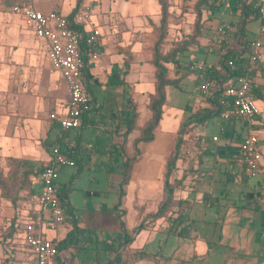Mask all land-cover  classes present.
<instances>
[{
    "label": "crops",
    "instance_id": "0c3cea01",
    "mask_svg": "<svg viewBox=\"0 0 264 264\" xmlns=\"http://www.w3.org/2000/svg\"><path fill=\"white\" fill-rule=\"evenodd\" d=\"M90 1L35 0L36 8L42 12L56 11L66 15L73 14L83 6H90L91 25L101 32L100 41L91 49L98 57L90 58L88 64L87 81L92 105L82 126L70 130H63L50 117L53 112H62L69 93L60 71L48 56L45 41L35 34L23 16L11 11L10 1L6 9H0V156L26 158L34 165H45L51 158L52 147L59 143L75 151L77 165L82 167L84 162L95 165L93 155L99 154L101 164L109 166V174H112L110 172L113 166L122 174L124 162L138 156L128 183L122 187L120 185L121 202H117V208L116 204L110 209V214L106 210H98V207L85 208L81 213L69 199L70 184H58L65 195L68 217L56 230H50L47 234L61 241L77 225L80 235L73 247L60 250L52 264H103V257L99 252L104 245L107 247V244L112 243V238L115 240L116 235L123 230V224L133 236L130 248L144 253L133 264H157V260L161 264H213L212 247L221 244L225 224L223 221L219 229L215 228L218 224L217 217L209 210L220 205L221 200L205 191L217 189L220 183L244 180L247 182L245 196L248 203L241 206L244 208V215L235 217L232 222L233 230L242 239L229 238L224 245L227 246V252L217 258L221 264H264V189L259 178H250L247 175L240 152V143L250 132H256L260 141L264 140V57L247 70L252 86L257 87L263 94L262 98L257 97L261 114L256 125H250L243 120L231 116L226 118L223 113H218L217 102H221L222 97L218 85L225 79L222 75L223 63L220 54L208 49L212 40L222 32L230 35L234 41L240 25L242 30L237 38L241 35L249 41L259 38L262 20L256 7L260 0L221 2L222 9L210 39L192 52L187 61L181 62L183 71H191L186 79L192 78L195 84L190 98L193 107L188 117L185 116L186 111L183 108L172 106L171 110L166 109L167 93L163 117L154 130V139L138 144L135 140L140 135L139 130L134 129L128 134L125 131L131 108H137V123L140 126L152 116L148 103L149 95L155 90L156 77L148 30L151 31L152 24L160 23L161 5L157 0L159 6L154 3V9H146L140 6L144 0H110L107 8L104 0ZM256 20L260 24L256 29L257 36H250L249 33L254 32ZM195 63H204L215 68L214 86L208 93L199 90L201 74L190 69V65ZM174 78L178 83L168 85L166 90L169 86L182 88L180 83L185 80L183 73L180 72ZM114 86L118 87L117 93L110 92L111 89L105 91ZM94 87L99 91V99ZM113 103L118 104L117 112L112 108ZM91 114L103 122L95 124L91 121L95 129L85 130L90 124ZM216 117L222 119L220 132L206 134L203 127L213 122ZM185 121L189 122L188 128L192 127V134H203L209 137V142L206 149L200 146L199 149L192 150V158L176 161L169 178L171 184L176 185L171 197L166 186L168 161L175 150L179 130L185 126ZM73 130L76 133L71 138L69 134ZM240 134L242 139L236 143ZM86 135L88 141L85 139ZM213 136H218V139L213 141ZM95 141L99 143L98 149ZM137 148L140 150L139 155L136 154ZM261 148L264 150V144ZM36 182L39 193L42 185ZM152 182L161 183L159 191L153 193L148 189ZM234 191L226 184L220 193L227 199ZM100 195L105 196L106 193ZM127 199L132 200L133 209L130 213L126 207ZM163 203L171 206L164 214L152 216ZM231 204L228 210L237 211V205ZM248 212L253 216H249ZM128 213L133 217L131 225L126 222ZM114 218L118 221H114ZM142 223L145 224L144 228L135 231ZM22 231L16 242L21 243V249L26 252L28 264H33L32 253L22 241ZM97 231L101 233L98 234ZM211 234L212 237L208 238ZM174 236L190 243L188 257L183 249L171 253L165 252L163 247H152L158 240L163 245L161 241L164 239L167 245L169 238Z\"/></svg>",
    "mask_w": 264,
    "mask_h": 264
},
{
    "label": "built area",
    "instance_id": "2783aa9c",
    "mask_svg": "<svg viewBox=\"0 0 264 264\" xmlns=\"http://www.w3.org/2000/svg\"><path fill=\"white\" fill-rule=\"evenodd\" d=\"M11 11L23 16L35 34L45 41L48 56L55 67L60 71L67 84L69 97L63 104L62 112H53L50 117L59 123L63 130L79 128L83 124L84 113L92 105L91 94L88 87L87 74L90 58L98 55L92 52L101 38V32L92 26V10L90 6H83L71 15L60 12H42L35 6V0H12ZM257 14L262 20L261 36L250 43L248 51L243 55L237 68L253 67L257 65L264 53V0H260ZM233 39L222 32L215 37L210 52L220 54L223 59ZM230 64H233L230 61ZM191 70L201 74L199 90L208 93L214 86L215 68L204 63L190 65ZM247 75H230L224 83L221 104L225 110L223 117H234L256 125L261 114L256 93ZM192 141L199 142L203 149L207 148L209 137L203 134L184 132ZM213 141L218 136L211 138ZM260 138L256 132H250L240 143L242 162L250 178H259L264 189V161L260 153ZM192 150L188 149L185 157H190ZM75 151L55 144L52 154L45 164L39 177L33 179L42 185L41 191L30 198L33 203L32 214L23 225L22 241L32 253L33 264H52L60 254L55 239L48 236V231L56 230L68 217L65 207V195L57 182L58 171L64 166H77L78 160ZM20 233V232H19Z\"/></svg>",
    "mask_w": 264,
    "mask_h": 264
},
{
    "label": "rangeland",
    "instance_id": "374dc122",
    "mask_svg": "<svg viewBox=\"0 0 264 264\" xmlns=\"http://www.w3.org/2000/svg\"><path fill=\"white\" fill-rule=\"evenodd\" d=\"M90 1V0H89ZM96 1V0H92ZM113 1V0H111ZM91 2V1H90ZM223 0H208L205 4L201 5L199 0H167L168 3V30L167 34L164 37L162 50L163 53H173L176 52L177 59L179 62L178 66L168 64L170 68L169 76L174 78L175 75L183 73L182 83L180 86L182 88H176L174 86H169L168 93V102H167V110H171L172 106L183 108L186 111V117L190 113V109L192 106L191 94L194 89V80L192 78L186 79L188 74L191 71H183L182 69V61H187L192 52L204 44L208 42L211 37V32L214 29V24L217 22L218 14L220 9H222ZM8 0H0V9H6L8 7ZM149 5H147V4ZM158 5L157 0H144V5L140 4L143 8H153L152 5ZM104 4H110V0H104ZM157 6V7H158ZM155 6V8H157ZM113 8V6H112ZM201 9V16L198 15L199 10ZM150 10V9H148ZM152 24V23H151ZM159 24H152L151 31L149 34V38L151 41L152 47L154 46L157 38L160 36V31L158 30ZM259 21H255L254 23V32L249 33L250 36H257V28L259 26ZM151 25H149L150 27ZM264 57V56H263ZM262 57V59H263ZM117 86L108 87L105 89H111L110 92L117 93ZM96 95L99 99V91L97 87H94ZM112 108L117 112L119 110L118 104L113 103ZM111 108V109H112ZM91 121H94L95 124L100 122L102 124V120L98 119V117H93L92 114L89 117V125L85 127V130H94L95 127L92 126ZM222 123V119L220 117H216L213 122H210L209 125L203 127L206 130V134H211L214 132H220V124ZM75 130H73L69 136L71 138L75 137ZM88 135L85 136L86 141ZM242 139V135L237 136L236 143H239ZM96 148L98 149V141H95ZM264 144V140L260 141V153L262 155V160L264 161V150L261 146ZM192 155V154H191ZM17 158V157H16ZM192 158V156H190ZM93 159L96 162L95 165H91L88 162H84L83 167L79 164L77 166H64L59 169L57 182L59 185L64 186V184H70L69 189V199L73 206L80 210L81 213L85 210V208L93 209L97 208L99 210H106L108 213L110 209H113L117 202L119 201V189H120V180L122 179V174L120 171L113 166L112 174L108 173L109 166L101 164V157L99 154L93 155ZM40 167L41 165H36ZM121 168V167H120ZM11 166L9 162L6 160V157L0 156V170L3 171L5 175L9 174ZM34 175H30L27 178H20V180L15 184L13 191L11 193V199L6 198V196L0 190V264H28V259L25 256L26 252H24L21 243L16 242L15 234L13 233V237L9 236V233L12 228L16 226L17 223L20 225L24 224V220H26L33 211V203H31L30 198L33 195L38 194L37 192V182L33 179ZM246 181H239L234 183H220L217 186V189H210L206 194H213L215 196L220 197L221 204L214 206L212 210H209L211 214L217 217L218 224L215 225L220 228L221 222L224 221L225 229H224V238L221 241V244H215L212 248V259L213 264H221L217 258V256H221L222 253L227 252L226 247L227 240L229 238H241L238 235V232L233 230V221L235 217H240V215H244V205L248 203L246 198ZM228 185L233 189V193L229 195V197L223 198L221 196L220 190L224 188V185ZM161 183L157 184V182H152L148 185V189L155 193L160 190ZM33 187L35 190V194L31 191L30 187ZM204 192V191H203ZM90 193V195H89ZM101 193H106L105 196H101ZM205 194V193H204ZM132 200L127 199L126 207L128 208V212H132ZM234 203L237 205V211L230 212L229 206ZM242 206V207H241ZM210 209V207H208ZM251 212V211H249ZM248 212V215L251 213ZM128 213L126 216V222L128 224H132L133 217ZM110 214V213H109ZM113 215V213H112ZM249 215V216H250ZM117 219V218H116ZM114 221H118L115 220ZM217 223V222H216ZM215 224V223H213ZM15 231V229H14ZM97 233H101L98 232ZM213 234V233H212ZM212 234L209 235L208 238L212 237ZM242 239V238H241ZM112 240H114L112 238ZM163 245H160V241L152 243V247L156 246V249H160L163 247L165 252L170 251L171 253H175V251L183 249L184 253L187 254L185 256H189L188 253L191 249L190 243L185 239H180L178 237H170L169 241L166 245V240L161 241ZM73 247V246H72ZM150 247V248H152ZM229 254V253H228ZM64 255V254H63ZM99 255L103 257V264H108V261L114 259L116 256V252L109 250L106 248V245L103 246L102 251L99 252ZM141 255L136 254L134 251H131L128 247L125 250V256L122 264H133L134 260H137ZM202 261V260H201ZM96 263V260H93ZM157 264H161L159 260L156 261ZM70 264H73L72 262ZM76 264H78L76 262ZM116 264V263H114Z\"/></svg>",
    "mask_w": 264,
    "mask_h": 264
},
{
    "label": "trees",
    "instance_id": "16d2710c",
    "mask_svg": "<svg viewBox=\"0 0 264 264\" xmlns=\"http://www.w3.org/2000/svg\"><path fill=\"white\" fill-rule=\"evenodd\" d=\"M12 3V0H8ZM161 5V19H160V25L158 27V30L160 31V36L157 38L154 46L152 47V63L155 67V90L154 93H151L149 95V103L148 107L152 112V116L150 119L145 122L142 126L138 125L137 118L139 116L137 112V108H131L129 112V118L128 123L126 125V134H128L130 131L134 129H138L140 132V135L138 138H136L135 142L138 144L139 142H148L154 139V133L159 125L163 113H164V105L166 103L167 99V91L166 88L168 85H176L178 83L176 78H171L169 76L170 68L168 67V64H173L175 66L179 65L176 52L173 53H163L162 50V44L165 35L167 34V28L169 25L168 21V15H169V8L167 0H158ZM208 0H199L200 4L203 5ZM200 9V8H199ZM199 16H201V9L198 13ZM242 27L238 28V31L236 32V38L233 41L231 47H229L226 55L222 59L223 67H222V75L225 77V79L221 82V85H218L219 94L222 93L223 89H221L224 85V83L227 81L230 75H237V74H244L247 72L248 68L241 66L240 68H237V65L240 61H243V55L248 51V47H250L251 41H249L248 38L244 37L243 35L240 36V38H237V35L241 32ZM230 61L233 62V64H230ZM254 92L256 93V96L259 98L263 97V94L259 92L258 88L255 86H252ZM218 104V113H222L225 108L221 104L220 100L217 102ZM87 112L84 113V117ZM199 114V113H198ZM205 119V117L203 118ZM246 122V121H245ZM184 127L179 130L177 139H176V147L173 152V154L170 156V159L168 161V167H167V180H166V186L170 192V196L172 197L174 190H175V184H171L170 182V175L173 172V169L175 167V163L178 159L185 160L189 157H185V154L188 149L194 150L199 149L200 144L199 142L192 141L191 138L186 136L185 129L187 131H190L192 127L188 128L189 122H184ZM140 150L139 148L136 149V154L139 155ZM138 156H134L131 158H128L123 166H122V182L121 187L128 183L130 174L132 172V168L134 163L137 161ZM6 160L9 162L11 169L9 174L5 175L3 171L0 170V190L2 193L6 196V198L11 199V193L13 191V188L15 184L20 180V178H27L30 175H35L37 177L40 176L43 168L45 165H41L40 167H37L36 165L32 164L31 160L26 158L18 159L14 156H7ZM31 191L34 193L35 190L31 186ZM123 193V189L121 191ZM35 194V193H34ZM121 201L118 202V204ZM118 204L116 205V208L118 207ZM171 205L167 203H163L158 211L156 213L151 214L152 216H160L164 214V211H167ZM145 224L142 223L141 225L137 226L135 228V231L138 228H144ZM123 230H121L115 237V240H112V243L107 244V249L115 251L116 256L114 259L110 260L108 264H122L125 262L124 256H125V250L129 247L133 240V236L128 232V230L125 228L124 224L122 225ZM15 229V231H14ZM21 230V225L19 223L16 224L14 228L11 229L9 236L13 237V233L15 234V237H18V234ZM80 235V230L74 226V229L68 233V235L61 241L55 240V244L60 250L67 249L70 246H73L75 242L78 241ZM27 246V245H26ZM131 251H134L130 248ZM136 254L143 256V251H134Z\"/></svg>",
    "mask_w": 264,
    "mask_h": 264
}]
</instances>
